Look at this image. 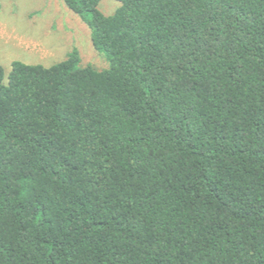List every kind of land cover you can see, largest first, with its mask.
<instances>
[{
	"label": "trees",
	"instance_id": "1",
	"mask_svg": "<svg viewBox=\"0 0 264 264\" xmlns=\"http://www.w3.org/2000/svg\"><path fill=\"white\" fill-rule=\"evenodd\" d=\"M77 49L0 67V264H264V0H62Z\"/></svg>",
	"mask_w": 264,
	"mask_h": 264
},
{
	"label": "rangeland",
	"instance_id": "2",
	"mask_svg": "<svg viewBox=\"0 0 264 264\" xmlns=\"http://www.w3.org/2000/svg\"><path fill=\"white\" fill-rule=\"evenodd\" d=\"M118 7L114 0H102L98 9L110 16ZM73 48L82 66L107 69L105 58L91 46L86 26L62 0H0V67L5 82L12 62L49 67Z\"/></svg>",
	"mask_w": 264,
	"mask_h": 264
}]
</instances>
